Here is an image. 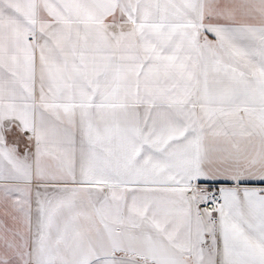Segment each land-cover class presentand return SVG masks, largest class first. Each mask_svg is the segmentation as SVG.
Here are the masks:
<instances>
[{
	"label": "snow or ice",
	"instance_id": "1",
	"mask_svg": "<svg viewBox=\"0 0 264 264\" xmlns=\"http://www.w3.org/2000/svg\"><path fill=\"white\" fill-rule=\"evenodd\" d=\"M0 264H264V0H0Z\"/></svg>",
	"mask_w": 264,
	"mask_h": 264
},
{
	"label": "crops",
	"instance_id": "2",
	"mask_svg": "<svg viewBox=\"0 0 264 264\" xmlns=\"http://www.w3.org/2000/svg\"><path fill=\"white\" fill-rule=\"evenodd\" d=\"M2 207H0V219H2Z\"/></svg>",
	"mask_w": 264,
	"mask_h": 264
}]
</instances>
